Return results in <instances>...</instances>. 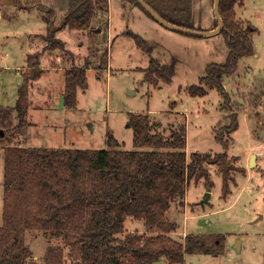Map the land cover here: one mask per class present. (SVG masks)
<instances>
[{"label": "rangeland", "instance_id": "obj_1", "mask_svg": "<svg viewBox=\"0 0 264 264\" xmlns=\"http://www.w3.org/2000/svg\"><path fill=\"white\" fill-rule=\"evenodd\" d=\"M188 3L187 23L193 29L216 27L214 0ZM67 8L68 0H0V130L5 133L0 136V223L6 146L97 150L107 147L105 134L110 132L123 149H132L129 112L147 113L152 122L161 123L167 139L171 131L185 125L187 156L191 152L220 153L224 149L215 134L230 137L225 151L233 157L234 169L227 197H221L222 177L217 166L208 164L214 184L212 195L204 201L208 192L204 179H191L186 187L185 208L180 207L184 204L172 203L167 211L170 221L178 224L171 237L179 241L183 232L225 236L222 254L189 255L187 264H264V220L255 214L264 210V0L234 4L235 19L247 29L253 54L241 57L235 71L222 77L229 106L215 88L200 82L208 64L225 61L228 47L221 33L186 35L122 0H108L106 10L97 6L87 29H71L62 26ZM46 17L54 27L61 25L55 37L65 42L73 57L59 49L41 53L42 72L27 86V116L17 130L19 119L14 104L26 55L41 51L46 44ZM125 28L149 41L152 57L173 66L171 82L151 83L146 79L144 69L149 55L131 37L121 34ZM86 63L88 85L85 90H77V105L60 106L64 70ZM201 84L207 93L191 96L189 87ZM234 114L238 127L229 136L225 127ZM250 153L255 154L253 167L248 165ZM125 228L116 235L118 240L131 232L156 234L135 222L126 221ZM25 244L34 264H46L47 247L62 241L41 230H27ZM67 251L66 247V261Z\"/></svg>", "mask_w": 264, "mask_h": 264}, {"label": "trees", "instance_id": "obj_2", "mask_svg": "<svg viewBox=\"0 0 264 264\" xmlns=\"http://www.w3.org/2000/svg\"><path fill=\"white\" fill-rule=\"evenodd\" d=\"M123 1L141 8L153 19L137 0ZM144 1L170 23L192 28L187 23L189 0ZM240 1L220 0L219 13L223 20L220 33L228 53L223 63L208 64L200 77L201 83L221 94L227 106L230 97L222 77L235 71L241 57L253 54L247 29H242L235 19L234 4ZM97 6L106 10L108 0H68L62 26L87 29ZM44 20L46 44L41 51L27 55L14 104L19 119L17 130L24 125L27 116V86L42 72L41 53L59 49L73 57L65 48V42L55 37L57 27L52 25L50 17ZM215 21L217 26L216 17ZM121 34L131 37L137 47L149 55L144 69L149 82H171L173 66L151 56L152 45L147 39L129 28ZM87 67L88 63L65 69L62 92L65 106L75 107L77 90L87 88ZM188 92L191 96H204L207 90L202 84L191 85ZM128 123L132 128V149H123L110 132L105 134L107 147L97 150L12 145L4 148L0 264H34L25 244L27 230H41L61 239L62 244L47 247L46 264H153L161 257L165 264H184L186 255L224 252L223 234H188L182 241L172 238L168 233L176 230L177 223L168 220L166 212L174 202L183 204L191 179L203 178L207 190L213 187L208 164L217 166L222 177L221 197H227L229 182L233 179L230 172L234 169L233 157H228L225 151L230 137L224 139L222 134H215L224 149L220 153L191 152L187 156L185 125L171 131L167 139L158 131L159 124L151 122L147 113L129 112ZM237 127L234 114L225 130L230 136ZM262 174L264 176V168ZM128 217L142 220L147 230L156 234L131 232L118 240L116 235L124 231ZM66 247L68 261L65 260Z\"/></svg>", "mask_w": 264, "mask_h": 264}, {"label": "water", "instance_id": "obj_3", "mask_svg": "<svg viewBox=\"0 0 264 264\" xmlns=\"http://www.w3.org/2000/svg\"><path fill=\"white\" fill-rule=\"evenodd\" d=\"M153 17L154 20L158 21L160 24H162L163 26L170 28L172 30H176L179 31L183 34H189V35H195L198 37H204V36H209V35H213L216 33H220L221 29L223 28V20L220 16L219 13V5H220V0H214V14L215 17L218 21L217 26L214 29L211 30H198V29H192V28H187V27H182V26H178L175 25L173 23H170L169 21L165 20L163 17H161L157 12H155L144 0H137ZM64 104V98L63 95L60 96V102L59 105H63ZM0 135H3V131L0 130ZM248 165L250 167H253L255 165V154L251 153L249 161H248ZM209 197V191L206 192V197L204 199V201H206ZM153 264H165L163 261V257H161L159 260L155 261Z\"/></svg>", "mask_w": 264, "mask_h": 264}, {"label": "crops", "instance_id": "obj_4", "mask_svg": "<svg viewBox=\"0 0 264 264\" xmlns=\"http://www.w3.org/2000/svg\"><path fill=\"white\" fill-rule=\"evenodd\" d=\"M123 1V0H122ZM124 2V1H123ZM126 3V2H125ZM131 8V7H130ZM66 14V13H65ZM65 14H64V17H65ZM142 15V14H141ZM143 15H144V13H143ZM144 16H146V15H144ZM148 18V17H147ZM64 21V20H63ZM62 21V22H63ZM57 27V30L59 29V27H61V25L60 26H56ZM28 55V54H27ZM27 55H26V61H27ZM41 64V63H40ZM40 67H41V65H40ZM78 67V66H77ZM68 68H70V67H67L66 69H68ZM65 71V70H64ZM152 122V121H151ZM158 126H157V129H158V131H162L161 130V123L160 122H158ZM129 125V124H128ZM182 125V124H181ZM162 133V132H161ZM163 134V133H162ZM163 136H164V134H163ZM165 137V136H164ZM166 138V137H165ZM233 155H235V154H233ZM250 155H251V153L249 154V158H250ZM249 161V160H248ZM263 178H264V176H263ZM206 189V188H205ZM209 191V197L212 195V190H208ZM184 198H185V195H184ZM184 198H183V206H180L182 209H184L185 208V200H184ZM176 203H178V202H174V204H176ZM181 205V204H180ZM168 211V210H167ZM262 212H257V213H255L257 216H258V218L259 219H263L264 220V210L262 209L261 210ZM166 217H167V219L168 220H170V218H169V215H167V212H166ZM126 221H129V222H135V223H137V224H141L142 226H144L143 224V221L142 220H135V219H133V218H131V217H128L125 221H124V228H125V223H126ZM176 223V222H175ZM177 228H178V224H177ZM176 228V229H177ZM126 229V228H125ZM172 232H174V231H172ZM172 232H170V233H168V235H170L171 236V233ZM188 234H195V233H187V232H183V236H182V239L186 236V235H188ZM173 238V237H172ZM175 240H177L176 238H174ZM182 239L180 240V241H182ZM188 259H189V255H186V257H185V263L184 264H187V262H188ZM163 261H164V263H165V260H164V257H163Z\"/></svg>", "mask_w": 264, "mask_h": 264}, {"label": "built area", "instance_id": "obj_5", "mask_svg": "<svg viewBox=\"0 0 264 264\" xmlns=\"http://www.w3.org/2000/svg\"><path fill=\"white\" fill-rule=\"evenodd\" d=\"M177 264H179V263H177Z\"/></svg>", "mask_w": 264, "mask_h": 264}]
</instances>
